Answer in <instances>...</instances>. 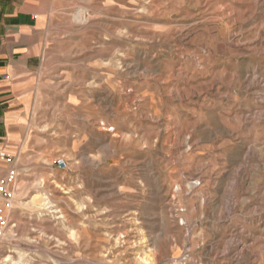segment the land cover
I'll return each instance as SVG.
<instances>
[{"label": "rangeland", "instance_id": "rangeland-1", "mask_svg": "<svg viewBox=\"0 0 264 264\" xmlns=\"http://www.w3.org/2000/svg\"><path fill=\"white\" fill-rule=\"evenodd\" d=\"M40 1L0 264H264V0Z\"/></svg>", "mask_w": 264, "mask_h": 264}, {"label": "crops", "instance_id": "crops-1", "mask_svg": "<svg viewBox=\"0 0 264 264\" xmlns=\"http://www.w3.org/2000/svg\"><path fill=\"white\" fill-rule=\"evenodd\" d=\"M40 0H0V180L29 132V79L40 67Z\"/></svg>", "mask_w": 264, "mask_h": 264}, {"label": "built area", "instance_id": "built-area-1", "mask_svg": "<svg viewBox=\"0 0 264 264\" xmlns=\"http://www.w3.org/2000/svg\"><path fill=\"white\" fill-rule=\"evenodd\" d=\"M7 159L4 153H0V160L5 161ZM15 179L14 173L8 172L6 177L0 180V241L4 235L5 230L9 226L7 217L3 214V209L9 211L12 209L11 203L13 201V194L8 190L9 183H13Z\"/></svg>", "mask_w": 264, "mask_h": 264}, {"label": "bare ground", "instance_id": "bare-ground-1", "mask_svg": "<svg viewBox=\"0 0 264 264\" xmlns=\"http://www.w3.org/2000/svg\"><path fill=\"white\" fill-rule=\"evenodd\" d=\"M8 213H9V211H8Z\"/></svg>", "mask_w": 264, "mask_h": 264}]
</instances>
